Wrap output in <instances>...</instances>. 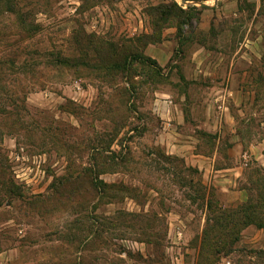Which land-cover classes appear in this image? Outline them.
<instances>
[{"label":"rangeland","instance_id":"rangeland-1","mask_svg":"<svg viewBox=\"0 0 264 264\" xmlns=\"http://www.w3.org/2000/svg\"><path fill=\"white\" fill-rule=\"evenodd\" d=\"M243 39L264 82V0H0V264H264V171L224 169L210 64L186 73L198 43L225 70Z\"/></svg>","mask_w":264,"mask_h":264},{"label":"crops","instance_id":"crops-1","mask_svg":"<svg viewBox=\"0 0 264 264\" xmlns=\"http://www.w3.org/2000/svg\"><path fill=\"white\" fill-rule=\"evenodd\" d=\"M221 8L224 9V5L219 2L210 7V9L218 12ZM243 42L245 39L239 42L240 46L237 49L232 51V62L228 64L225 70L223 68L222 70L210 68L212 64L211 53L216 52L215 54H218V52L210 51L205 45L198 43L191 52L193 68L186 72H192L191 79L196 80L202 74L205 76L207 73L205 66L208 62L210 64L207 65L209 66L208 69L211 70L208 73L213 77L211 76L210 79L209 92L213 94V97L207 104V120L209 123L224 124L225 137L229 136L234 143L238 155H235L236 158H230V163L225 165L224 169L236 171L234 172L236 173V181L245 179L244 170L249 165L264 171V82L255 81L249 75V71L238 63L239 58L246 52L241 49ZM153 50L152 46H147L145 55L156 60L159 59ZM166 52L170 55L171 50L168 49ZM263 53L255 52L256 57L259 58L263 57ZM219 54L221 58L222 55ZM206 58L208 59L207 62ZM250 117H254L256 122H259V126L250 134H244L241 129L242 124ZM259 229L264 230V226L259 227Z\"/></svg>","mask_w":264,"mask_h":264},{"label":"trees","instance_id":"trees-1","mask_svg":"<svg viewBox=\"0 0 264 264\" xmlns=\"http://www.w3.org/2000/svg\"><path fill=\"white\" fill-rule=\"evenodd\" d=\"M156 11L158 13L161 14V19L163 18H167L170 16H176L178 18H180V21H184L185 22V14L184 10L182 8H180L177 3H173V4H163V5H159L156 8ZM181 22V23H182ZM148 60H150L151 58L148 57ZM207 205H210V200L209 198L206 200ZM252 205V203H249V206L247 205H242L238 211H235L233 213L234 210L229 209L227 210L226 207H218V214L214 217V220L216 221L217 225L222 226L224 225V221L230 216V214H235L236 215V219L240 220L241 216H245V219L248 218L249 213H247L246 211H248V209L250 208V206ZM252 207V206H251ZM256 208V205H253V208ZM247 222V221H245ZM244 222V223H245Z\"/></svg>","mask_w":264,"mask_h":264}]
</instances>
